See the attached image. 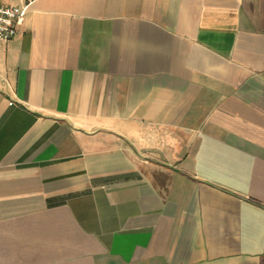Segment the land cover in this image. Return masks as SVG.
<instances>
[{"label": "crops", "instance_id": "crops-1", "mask_svg": "<svg viewBox=\"0 0 264 264\" xmlns=\"http://www.w3.org/2000/svg\"><path fill=\"white\" fill-rule=\"evenodd\" d=\"M0 4V264H264V0Z\"/></svg>", "mask_w": 264, "mask_h": 264}, {"label": "built area", "instance_id": "built-area-1", "mask_svg": "<svg viewBox=\"0 0 264 264\" xmlns=\"http://www.w3.org/2000/svg\"><path fill=\"white\" fill-rule=\"evenodd\" d=\"M25 12L19 6L0 4V41H9L17 35Z\"/></svg>", "mask_w": 264, "mask_h": 264}]
</instances>
